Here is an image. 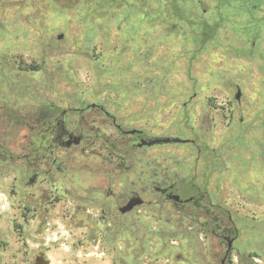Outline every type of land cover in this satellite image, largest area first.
<instances>
[{"label":"rangeland","instance_id":"1","mask_svg":"<svg viewBox=\"0 0 264 264\" xmlns=\"http://www.w3.org/2000/svg\"><path fill=\"white\" fill-rule=\"evenodd\" d=\"M38 259L264 264V0H0V264Z\"/></svg>","mask_w":264,"mask_h":264},{"label":"flooded vegetation","instance_id":"2","mask_svg":"<svg viewBox=\"0 0 264 264\" xmlns=\"http://www.w3.org/2000/svg\"><path fill=\"white\" fill-rule=\"evenodd\" d=\"M101 110L105 113V111H104L103 108H101ZM83 111H84V109L81 110V112H83ZM117 129L119 131H121V133H123L122 130H121V128L119 126L117 127ZM125 134H128L130 136H136L137 137V140L139 142L137 141V143H134V145H136L137 147H138V144L140 143L141 140H143V139L144 140H147V139L143 138L142 133L130 134L129 132H126ZM76 135L77 136L78 135H82V140L80 142V145H81V143L85 139L84 134L83 133H75L72 130H70V128L66 124V111H63V112L60 113V115H58L57 117H55L54 119H52L50 126L45 130V133L41 137L42 138V142L39 144V147L36 150L38 152H40V153H43V154L49 152V155H50V158H51V164L53 166H56L58 164H57V159L55 157V149L56 148H62V149H64L63 146L70 139H73V138H71V136H76ZM144 147H146V146H144ZM37 178H38V175H35V177H33V178L30 179V182H33V180H36ZM155 190L159 194L165 196L166 199H168V200H170V197L173 194H177L174 185H169V186H166V187H156ZM135 196L142 197L139 192L134 191V192H132V195L125 202V205L129 202L130 199H132ZM181 199H182V197H181ZM182 200L184 202L183 203H180V205H185V204L191 202L193 200V198H190V199H182ZM225 237H230V236H224V238ZM231 239H235V238H231Z\"/></svg>","mask_w":264,"mask_h":264},{"label":"water","instance_id":"3","mask_svg":"<svg viewBox=\"0 0 264 264\" xmlns=\"http://www.w3.org/2000/svg\"><path fill=\"white\" fill-rule=\"evenodd\" d=\"M62 35H59V39H62ZM239 94L237 95V97L239 98ZM97 105L96 104H93L91 105L92 108H95ZM131 134H134V133H142V131H138V130H133L130 132ZM71 138L73 139H70L64 146L63 148L64 149H70L72 148L73 146H79L80 145V142L82 140V135H76V136H71ZM188 141L187 140H182V139H179V138H154V139H149V140H141L140 143L138 144V148H143L144 146H147V147H152L156 144H181V143H187ZM170 200L174 203H183L184 201L181 199V196L179 194H173L171 197H170ZM144 204V200L142 199V197L140 196H135L133 197L132 199L129 200V202L122 206L120 209H119V212L122 214V215H125L131 211H133L135 208L141 206ZM225 241H227L228 243V250H227V253H226V257L228 256V254L230 253L231 249L233 248V243L235 241V239H231L230 237H225L224 238ZM225 262V259L222 261V264H224ZM37 264H44V261L42 259H38L37 260Z\"/></svg>","mask_w":264,"mask_h":264},{"label":"trees","instance_id":"4","mask_svg":"<svg viewBox=\"0 0 264 264\" xmlns=\"http://www.w3.org/2000/svg\"><path fill=\"white\" fill-rule=\"evenodd\" d=\"M172 8H173V11L175 12V15H176L178 18L183 19V20L186 18V16H185L186 11H185V9H183L182 7H180V5H178L177 3H173ZM203 35H204V37H205V39H203V43L206 42L207 40H209V38L211 37V35L209 34L208 31H204V32H203ZM48 116H49V115H48L47 112H42L39 121H40V122H46V120L48 119ZM41 142H42V138H40L39 141L37 140V141L34 142V144L37 146L36 149L39 147L38 144H40ZM37 152H38V151H37ZM201 198H203V197H201ZM201 198L194 200V203H195L198 207H201V203H200L201 200H202ZM175 205H178V203H175ZM205 210H206V213H207V214H210V215L215 214V213H214L211 209H209V208H208V209H205ZM226 232H228V233H233V229H227Z\"/></svg>","mask_w":264,"mask_h":264}]
</instances>
